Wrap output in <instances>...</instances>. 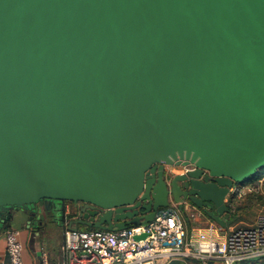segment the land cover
<instances>
[{
	"label": "water",
	"instance_id": "95a60500",
	"mask_svg": "<svg viewBox=\"0 0 264 264\" xmlns=\"http://www.w3.org/2000/svg\"><path fill=\"white\" fill-rule=\"evenodd\" d=\"M262 168L264 0H0V234L13 210L114 230L187 199L228 227Z\"/></svg>",
	"mask_w": 264,
	"mask_h": 264
},
{
	"label": "built area",
	"instance_id": "2783aa9c",
	"mask_svg": "<svg viewBox=\"0 0 264 264\" xmlns=\"http://www.w3.org/2000/svg\"><path fill=\"white\" fill-rule=\"evenodd\" d=\"M208 171L207 169L205 170ZM264 175L243 185L235 183L225 200L232 213L237 212V199L253 191H261ZM66 214L72 213L70 201ZM205 214L187 200L181 206L176 202L161 208L148 222L124 229L78 228L64 233V264H167L177 258L192 264H241L247 260L264 262V212L260 211L251 222H234L223 227L216 221L208 230H223L213 236L200 231L197 237L189 235L186 220ZM147 233L145 237L135 235ZM9 264H25L24 242L21 230L4 229ZM40 264H60L53 260L48 248H42Z\"/></svg>",
	"mask_w": 264,
	"mask_h": 264
},
{
	"label": "crops",
	"instance_id": "0c3cea01",
	"mask_svg": "<svg viewBox=\"0 0 264 264\" xmlns=\"http://www.w3.org/2000/svg\"><path fill=\"white\" fill-rule=\"evenodd\" d=\"M262 191L263 188L261 192ZM236 214H238V212H236ZM27 218L28 215L22 209L13 210V218L10 221L9 226H6L18 228L21 230V237L24 242L23 254L25 264H40L42 248H48L53 257V260L60 264H64V233L67 228H63L56 222L51 221L42 228L39 234H35L32 230V225H26ZM213 221L215 220L206 213L201 216H197L194 219L186 220L189 235L197 237L200 231H208L213 236H220L223 230L211 231L207 228L208 225H210V223ZM239 222L246 221L241 220ZM80 228H86V226H82ZM53 236L57 237V240L54 241V243L52 240H50V238ZM194 263L195 261L192 264ZM0 264H9V254L6 249L4 230L0 234Z\"/></svg>",
	"mask_w": 264,
	"mask_h": 264
},
{
	"label": "rangeland",
	"instance_id": "374dc122",
	"mask_svg": "<svg viewBox=\"0 0 264 264\" xmlns=\"http://www.w3.org/2000/svg\"><path fill=\"white\" fill-rule=\"evenodd\" d=\"M260 175L264 174V168L261 169L259 172ZM259 175V176H260ZM257 180L256 178H253L254 181ZM263 191H264V186H263ZM261 191H253L250 193L245 194L243 197H240L237 199V220L235 221L236 223L244 220L246 222H251L253 219L256 217V215L260 212H264V192ZM82 227V226H81ZM57 237L53 236L50 238V240L56 241ZM55 252V251H53ZM63 258V257H62ZM194 262V261H193Z\"/></svg>",
	"mask_w": 264,
	"mask_h": 264
},
{
	"label": "flooded vegetation",
	"instance_id": "af4514ba",
	"mask_svg": "<svg viewBox=\"0 0 264 264\" xmlns=\"http://www.w3.org/2000/svg\"><path fill=\"white\" fill-rule=\"evenodd\" d=\"M192 165H182V164H164V179L169 185H172L175 181L177 183H182L187 180L188 178V171L192 169ZM189 200V199H187ZM190 201V200H189ZM68 201H61L58 203L63 207L62 210H56L52 209L53 213L51 214V218H57L58 221L61 220L62 218V213L65 212V207ZM71 207H72V212L73 213H78L80 208H81V203H75L73 201H70ZM60 207V206H59ZM56 210V211H55ZM56 212V213H55Z\"/></svg>",
	"mask_w": 264,
	"mask_h": 264
},
{
	"label": "trees",
	"instance_id": "16d2710c",
	"mask_svg": "<svg viewBox=\"0 0 264 264\" xmlns=\"http://www.w3.org/2000/svg\"><path fill=\"white\" fill-rule=\"evenodd\" d=\"M260 174H258L256 177H257V179L259 178V177H262L264 174H262V175H260ZM255 177V178H256ZM12 218H13V211H10L9 213H8V215H7V219H6V226H9V224H10V221L12 220ZM194 264H200L198 261H195V263ZM241 264H264V262H260V261H258V260H247V261H243V262H241Z\"/></svg>",
	"mask_w": 264,
	"mask_h": 264
}]
</instances>
